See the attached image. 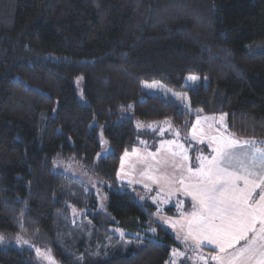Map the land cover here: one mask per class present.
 <instances>
[{
  "label": "trees",
  "instance_id": "obj_1",
  "mask_svg": "<svg viewBox=\"0 0 264 264\" xmlns=\"http://www.w3.org/2000/svg\"><path fill=\"white\" fill-rule=\"evenodd\" d=\"M204 115L264 141V0H0V264H165L177 242L116 174L136 121ZM68 156L108 184L107 214L53 170Z\"/></svg>",
  "mask_w": 264,
  "mask_h": 264
},
{
  "label": "snow or ice",
  "instance_id": "obj_2",
  "mask_svg": "<svg viewBox=\"0 0 264 264\" xmlns=\"http://www.w3.org/2000/svg\"><path fill=\"white\" fill-rule=\"evenodd\" d=\"M193 136H196L195 126ZM243 145H251V150H243ZM255 145L254 140L241 142L227 136L211 137L209 147L213 155L198 156L199 166L187 167L188 175L182 174L179 179L180 188H170L167 193L173 195L180 191L190 197L192 211L181 213L180 221L169 219L165 223L173 228L180 223L183 242L191 240L197 249L205 242L213 246L215 251L210 259L216 264H264V147ZM238 147H241L239 152ZM172 156L188 159L187 155L177 152ZM173 165L177 169L185 167L175 160ZM164 179L167 184L175 183L172 178ZM3 240L0 236V242ZM174 255L182 253L174 251Z\"/></svg>",
  "mask_w": 264,
  "mask_h": 264
},
{
  "label": "rangeland",
  "instance_id": "obj_3",
  "mask_svg": "<svg viewBox=\"0 0 264 264\" xmlns=\"http://www.w3.org/2000/svg\"><path fill=\"white\" fill-rule=\"evenodd\" d=\"M80 82H76V88L80 95ZM222 118V119H221ZM193 122V123H192ZM191 122L187 131H180L173 127L169 120L156 122L136 121L135 125L139 131H145L147 137L141 138L138 147L132 150V153H124L121 156L117 176V182L126 184L130 194L138 202H148L155 207V212L152 214L154 221L166 228L174 237L178 247H175L170 252L167 264H179L182 259L198 262L199 264H212L210 256L214 254L211 251H205V248L212 249L211 245L206 242L202 243L197 249L193 241L183 242L184 233L181 231L180 223H176L173 228L171 224L165 223V220L177 222L181 220V213L187 214L192 211V201L190 197H186L182 192L176 191L173 195H168L169 189H179V179L181 175L187 176V167H198V156L213 155L211 147V137L227 136L241 142L252 141L239 139L227 130L226 118L224 115H204L194 119ZM196 128V136H193V127ZM226 132H228L226 134ZM178 133V135H177ZM98 140L100 151L97 154L95 161L110 153L111 148L107 139L104 137L101 129L98 132ZM171 142V143H170ZM182 146V147H180ZM215 145H212L214 147ZM256 147H264V141L257 142ZM243 150L250 151L251 145H243ZM152 151V152H151ZM241 151V147L237 148ZM182 153L187 155L188 159L183 160L182 156L173 157L172 153ZM123 158V161H122ZM173 160L176 163H181L185 167L177 169L173 165ZM53 170L61 173L80 183L86 192L93 194L96 203L97 211L107 214L108 208V190L109 186L98 175L87 170L81 161L73 156L64 158H56L52 163ZM165 177L172 178L175 183L167 184ZM163 189V191L161 190ZM155 200V202H154ZM167 201V202H165ZM181 202H183L181 204ZM172 208V214H166L165 210ZM159 209V211H158ZM71 216L74 219L81 220V216L86 212L77 210L71 207ZM179 237V238H178ZM15 242L24 243V234L18 235ZM37 252L38 259L43 264H59L52 256L48 249H39ZM174 251L182 253V255H174ZM204 257V259H200ZM166 264V263H165Z\"/></svg>",
  "mask_w": 264,
  "mask_h": 264
},
{
  "label": "crops",
  "instance_id": "obj_4",
  "mask_svg": "<svg viewBox=\"0 0 264 264\" xmlns=\"http://www.w3.org/2000/svg\"><path fill=\"white\" fill-rule=\"evenodd\" d=\"M228 132H226V134H227ZM152 152V151H151ZM128 153H132V151L131 152H128ZM258 198V197H257ZM241 244H243V242H241ZM238 247H239V245H238ZM212 249H209V248H207V249H209V250H211V252H214L215 250H214V248L213 247H211ZM196 262V261H195ZM197 263V262H196ZM211 263L212 264H216V262L215 261H211ZM199 264V263H198Z\"/></svg>",
  "mask_w": 264,
  "mask_h": 264
}]
</instances>
